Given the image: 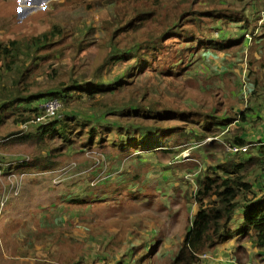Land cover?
Segmentation results:
<instances>
[{
  "label": "rangeland",
  "instance_id": "rangeland-1",
  "mask_svg": "<svg viewBox=\"0 0 264 264\" xmlns=\"http://www.w3.org/2000/svg\"><path fill=\"white\" fill-rule=\"evenodd\" d=\"M176 4L207 12L197 24L184 21L196 36L169 37L166 47L154 53L134 49L160 35L163 19L173 15ZM141 11L154 13L136 30L139 23H128ZM56 25L63 34L51 38L33 64L31 56L22 57L31 64V83L22 87L42 91L73 81H114L132 69L128 84L107 96L108 106L152 108L165 129L128 147V153L114 142L88 145L77 138L57 155L56 169H21L35 153L5 137L34 132L36 126L15 123L26 113L25 105L15 110L0 126V162L13 166L0 175V264H136L148 249L143 264H165L199 209L197 176L226 163L247 162L258 152L257 146L244 155L229 151L238 127L244 126L248 143L253 137V143L264 142V108L256 100L264 99V0H0V43L30 42ZM243 36L244 42L226 50L206 46ZM114 49L124 56L115 62L110 60ZM0 74V89L10 86L14 72ZM257 82L251 99L247 89ZM243 111L247 120L235 119ZM75 112L90 117L91 104L83 100ZM214 117L224 124L215 136L204 137L202 126ZM228 118L236 120L234 125L226 123ZM116 119L112 115L107 121ZM191 130L195 134L189 137ZM46 148L41 146L39 155ZM253 167L242 170L252 168V180L264 172ZM216 248L201 264H220ZM230 254L222 257L228 261Z\"/></svg>",
  "mask_w": 264,
  "mask_h": 264
},
{
  "label": "trees",
  "instance_id": "trees-1",
  "mask_svg": "<svg viewBox=\"0 0 264 264\" xmlns=\"http://www.w3.org/2000/svg\"><path fill=\"white\" fill-rule=\"evenodd\" d=\"M147 11L138 12L128 24L136 25V23H139L136 30L140 29V21L150 18L154 13ZM206 13V11L198 12L194 10L192 5L181 8L179 4H176L173 15L167 14L163 19V28L160 35L154 37L152 41L137 44L134 49L139 52L149 51L150 49L152 50L150 53H154L166 47L164 41L169 37L180 36L183 39L190 40L197 33L194 32V29H186L183 25L184 21L190 19L197 24L202 22L200 16L206 15ZM223 16L226 19L230 18L228 15ZM126 27L124 26V28ZM242 29L244 28L242 27ZM62 34V29L56 25L43 36L33 37L30 42L12 40L8 44L0 43V70L14 72L15 74L10 86H4L0 89V126L5 124L8 118L14 116L15 110L22 105H25L23 111L31 114L21 113V119H14L15 123L36 126L34 132L20 130L10 132L5 137L9 139L13 137L12 141L19 145H27L32 153H35L33 160L23 161L19 167L21 169H31L33 167L34 169L38 167L41 171L56 169L58 166L57 155L62 150L71 147L77 138L88 145L114 142L116 145L124 147L122 148L123 153H128L126 152L128 147L140 146L141 143L148 141L149 137L165 129L159 124L163 121L161 114L156 113L152 108L139 105L136 108H131L130 105L108 106L107 96L109 94L114 95L121 85L128 84L127 81L132 69H127L124 75L126 76L125 80L122 78L124 76H120L114 81L104 79L97 82L90 81V83L73 81L63 89L52 88L42 91H33L27 85L22 87L24 83H31L27 79L30 75L31 64L38 59L37 54L49 46L51 38ZM254 35L256 34L254 33ZM115 36L116 33L113 37ZM244 37L211 41L206 46L212 50H226L231 45H239L244 42ZM255 40H260V37ZM118 44L115 46L118 47ZM117 52L118 50L114 49L110 60L113 59L115 62L122 58L123 55H118ZM25 53L29 57L31 56V64L22 60ZM147 63L146 60V64L144 63L142 67L144 68ZM0 75L3 77V74ZM50 97L61 98L63 107L55 117L44 122L40 121L38 118L44 115L40 103ZM83 100L91 104L92 115L90 117L83 118L75 112V109L79 107V103ZM112 115L116 116L117 119L107 121L108 117ZM214 118L208 119L209 122L202 126L201 135L204 137L208 134L215 136L217 132L219 133L217 127L224 124L222 121L225 120L217 122ZM124 119L125 122H123ZM228 119L226 123L232 122V125H234L233 122L236 120L231 121V118ZM235 119L246 121V112H241L239 117ZM244 129V126H240V129L237 128V132L228 142V146L248 143L243 135ZM224 132L225 130L222 133ZM194 134L195 132L191 130L187 136L190 137ZM55 140H59V144H54ZM43 145H46L47 148L42 156L37 151ZM257 146L260 147L258 152L251 155L247 162L226 163L225 166L212 168L209 172L211 174L205 173L197 176V190L194 192V199L199 204V209L191 217L177 251L165 264H201L204 255L212 252L217 246L232 239L235 235H237V240L241 244L250 241L260 249H264V186L257 188L254 183L257 180L250 179L249 173L252 168L242 171L249 164L254 166L253 168L257 169L260 166V169H264V143H258ZM241 154L246 153L236 155ZM9 166L8 168L4 167L3 162H0L3 171L9 168L12 169L13 166L11 164ZM259 177L260 175H257L255 178L258 179ZM79 200L78 198L75 201L78 202ZM86 201L81 200L80 202ZM238 211L242 213L241 219L236 217ZM241 244L240 251L244 252L245 248ZM148 251L149 249L142 252L136 260V264H143L147 260ZM69 264H83V262L75 261Z\"/></svg>",
  "mask_w": 264,
  "mask_h": 264
},
{
  "label": "crops",
  "instance_id": "crops-1",
  "mask_svg": "<svg viewBox=\"0 0 264 264\" xmlns=\"http://www.w3.org/2000/svg\"><path fill=\"white\" fill-rule=\"evenodd\" d=\"M258 41H260V40H257V42ZM258 85H259V83L257 82V85L255 86V88H254V86H252V87L250 86L249 89H247L248 91L246 90L248 92V96L251 99L253 97L252 95H255L258 93V91H257ZM244 93H245V91H244ZM256 100H258V102H260L263 105L262 107L264 108V99L262 100L261 98L257 97ZM244 134L245 133H243V135ZM245 137L247 138V136H245ZM253 139H254V137H253ZM253 139L251 138L250 141L253 142ZM260 141H261L260 144L264 143V142H262V140H260ZM259 148H258V150H259ZM259 175H260V177L258 179L257 178L253 179L254 181L257 180L256 182H254L257 188H261L264 186V172H261ZM236 217L241 219V217H242L241 211H238V213L236 214ZM233 226H235V225H233ZM233 238H235V239H233ZM233 238L224 242L223 244L219 245L216 248L215 252L217 253V255H220V256L216 257L215 259L216 260L221 259V260H218L220 262V264H246V263H248V264H264V249H260L253 242L247 241V242H244L243 244H241L245 248V251L243 253L241 252V257H239V255H238L239 249L238 248L240 247V244L238 243V240H237L238 237H237V235H235ZM228 252L231 253L229 255L230 260H228V261H230V263L227 261V259L224 258V257L228 256ZM222 255H224V257H222ZM243 256L245 257L244 260L242 259Z\"/></svg>",
  "mask_w": 264,
  "mask_h": 264
},
{
  "label": "built area",
  "instance_id": "built-area-1",
  "mask_svg": "<svg viewBox=\"0 0 264 264\" xmlns=\"http://www.w3.org/2000/svg\"><path fill=\"white\" fill-rule=\"evenodd\" d=\"M62 107H63V101L61 98L50 97L42 100L40 103V108L44 111V115L38 118V120L44 122L46 120L51 119L52 117H55L62 109ZM255 146H257V143L251 142L244 145L228 146V149L230 152L234 154H238V153L250 152ZM3 172L4 171L0 167V175H2Z\"/></svg>",
  "mask_w": 264,
  "mask_h": 264
}]
</instances>
